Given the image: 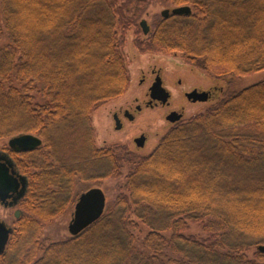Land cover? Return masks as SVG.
<instances>
[{
    "label": "trees",
    "instance_id": "1",
    "mask_svg": "<svg viewBox=\"0 0 264 264\" xmlns=\"http://www.w3.org/2000/svg\"><path fill=\"white\" fill-rule=\"evenodd\" d=\"M163 1L192 13L162 16L147 34L139 22L147 36L134 39L137 49L177 53L226 85L264 69V0ZM146 4L0 0V139H44L17 154L29 184L0 264H264V80L222 87L221 98L171 126L148 154L97 145L92 114L130 87L123 44ZM72 134L68 161L57 138ZM96 161L106 164L100 173L91 172ZM122 176L99 219L42 241L80 183ZM191 223L205 235L188 232Z\"/></svg>",
    "mask_w": 264,
    "mask_h": 264
},
{
    "label": "rangeland",
    "instance_id": "2",
    "mask_svg": "<svg viewBox=\"0 0 264 264\" xmlns=\"http://www.w3.org/2000/svg\"><path fill=\"white\" fill-rule=\"evenodd\" d=\"M174 6L164 3L163 0H147L146 10L142 14L137 25L141 19H147L150 29L157 21L162 18L161 11L165 8H173ZM132 26L126 34L125 43L123 49L126 53L128 67L131 74V84L127 92L121 97L106 103L96 108L92 114L93 125L95 127L96 142L98 146H104L106 144L115 143H128L130 147L140 155L150 153L161 137L170 128L169 122L165 116L169 113L170 109L165 106H158L154 109L145 108L142 112L137 114L135 121H127L123 129H117L115 127V121L113 113L120 106L136 105L138 102L144 101L146 98L145 92L151 83L146 81L141 83L143 74H150L152 69L163 67L165 71V78L167 87L172 91V108H179L182 105L185 107V118L197 114L206 110L210 105L217 101L218 97H222L220 94L223 88H229V90L238 91L252 83L264 80V69L258 72L247 74L242 77H237L233 82L224 84L216 77L209 75L207 72L201 69L193 68L192 65L184 61L177 53H164L162 51H150L137 49L134 44V39L137 37L145 39V35L141 27ZM182 79L181 84L178 83L179 79ZM195 86H200L202 89L211 91V98L205 102L192 103L187 101L184 96L185 91L192 89ZM221 95V96H220ZM139 100L136 101V98ZM146 130L150 134L149 141L144 148H138L132 141V137ZM73 135V134H72ZM9 138L0 139V148L8 144ZM58 149L62 156L69 161L74 153V135H61V138H57ZM77 153V150H75ZM106 164L103 165V161H96L94 169L91 172L100 173L104 170ZM124 182V176L120 178L107 177L101 182H82L77 186L78 195L92 187L100 186L104 189L107 196V207L114 201L117 196L120 185ZM76 203V201H75ZM59 216L52 219V221L46 223L44 226L41 238L44 243L51 241L64 239L70 236L68 225L73 218L74 206ZM106 207V208H107ZM14 207H5L0 203V218L5 220L9 225L15 227ZM146 229H143L142 234L146 233ZM198 235H205L199 224L191 223L189 231ZM254 249L249 251L252 255Z\"/></svg>",
    "mask_w": 264,
    "mask_h": 264
},
{
    "label": "water",
    "instance_id": "3",
    "mask_svg": "<svg viewBox=\"0 0 264 264\" xmlns=\"http://www.w3.org/2000/svg\"><path fill=\"white\" fill-rule=\"evenodd\" d=\"M192 7L189 4L174 6L173 8H165L161 11L163 17H169L172 14H190ZM141 26L144 33H148L150 26L147 19L141 20ZM153 94L163 101H166L170 96V91L162 85L161 74L157 77L153 86ZM192 101H207L209 98V91L195 88L189 93ZM184 114V110H175L171 113L170 119L175 121L180 119ZM119 123V121H118ZM141 137V140H144ZM42 143L40 136L27 132L14 135L9 138L8 144L16 150L27 151L36 148ZM12 162L6 155H0V200L7 205V199L12 197L14 192H17L14 197V202L23 194L26 179L24 176L16 175V170L12 169ZM22 184V190L19 187ZM107 206V196L104 189L100 186H92L91 188L83 191L74 206L73 218L71 219L68 229L71 235H76L99 219L105 212ZM18 213V211H17ZM13 232V227L9 226L6 221L0 218V254L6 249L10 236ZM258 249L264 252V243L258 245Z\"/></svg>",
    "mask_w": 264,
    "mask_h": 264
},
{
    "label": "flooded vegetation",
    "instance_id": "4",
    "mask_svg": "<svg viewBox=\"0 0 264 264\" xmlns=\"http://www.w3.org/2000/svg\"><path fill=\"white\" fill-rule=\"evenodd\" d=\"M193 67V66H192ZM194 68V67H193ZM159 74H161V78H162V85L167 88L170 91V96L167 98L166 101H163L162 99L159 98V94H157V96L155 94H153V86L155 84V81L157 79V77L159 76ZM146 81L151 83L148 86L147 91L145 92V96L146 98L144 99V101L142 102H138L136 103V105H127V106H120L116 111H114L113 113V118L115 121V127L117 129H123V127L126 125L127 121L133 122L136 120L137 118V114L142 112L145 108H151L154 109L158 106H165L168 107L170 109L169 113L165 116L166 120L169 122L170 127L179 123L180 121H182L185 118V107L182 105L179 108H172V91L167 87V83H166V78H165V71L163 67H158L157 69H152L150 74H143V77L141 79V83H145ZM183 82V80L180 78L178 83L181 84ZM195 88H200L202 89L200 86H195L192 89L185 91L184 96L186 97L187 101H190L192 103H197V102H205V101H192L191 97L189 96V93L194 90ZM206 90V89H204ZM209 91V90H207ZM211 98V91H209V98L208 100ZM139 100V97L136 98V101ZM207 100V101H208ZM184 110V114L180 117V119H177L175 121H172L170 119V115L173 111L175 110ZM119 121V123H118ZM144 137V140H141V137ZM41 137V136H40ZM150 138V134L148 131L143 130L140 133H138L137 135H135L134 137H132V141L134 142L135 146H137L138 148H144L147 144V142L149 141ZM42 139V143L37 146L36 148L40 147L43 145L44 143V139L41 137ZM123 145L127 146L131 151H134L132 147L129 146L128 143H122ZM34 148V149H36ZM34 149L31 150H27V151H22V150H16L12 147L9 146V144H7L6 146H3L2 148H0V155H6L7 158H9L12 162V166H11V170L14 169L16 170V175H21L24 176L26 179V184L25 187L21 186L19 187V190H22V187L24 188V192L23 194L14 202L13 205L10 204L11 201H14V197L17 195V192H14L12 197H9L6 201H7V205L5 203H3L0 200V203L2 205H4L5 207H14V216H15V220H19L20 217L22 216V209L19 207V202L20 200L23 198V196L25 195V193L27 192L28 189V184H29V178L28 175L21 172V170L18 168V162H17V154H21L24 152H28V151H32ZM89 189V188H88ZM87 190V189H86ZM18 211V213H17ZM5 221V220H4ZM7 223V222H6ZM8 224V223H7ZM9 225V224H8ZM12 226L14 228L13 225H9Z\"/></svg>",
    "mask_w": 264,
    "mask_h": 264
}]
</instances>
